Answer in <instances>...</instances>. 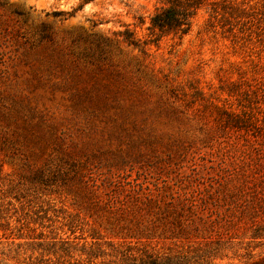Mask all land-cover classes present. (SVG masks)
<instances>
[{"label":"rangeland","instance_id":"rangeland-1","mask_svg":"<svg viewBox=\"0 0 264 264\" xmlns=\"http://www.w3.org/2000/svg\"><path fill=\"white\" fill-rule=\"evenodd\" d=\"M160 6L0 0V264H109L126 244L264 264V0H204L150 42ZM181 188L212 194L217 237L130 238L105 208Z\"/></svg>","mask_w":264,"mask_h":264},{"label":"trees","instance_id":"trees-1","mask_svg":"<svg viewBox=\"0 0 264 264\" xmlns=\"http://www.w3.org/2000/svg\"><path fill=\"white\" fill-rule=\"evenodd\" d=\"M158 1L162 6L152 14L148 26L151 34L158 33L149 39L150 42H156L163 34L181 38L190 30L192 19L204 0ZM126 34L125 40L129 44L139 46L138 39ZM230 120L232 126L239 127L238 117ZM215 204L210 192L181 188L164 190L155 195L151 192L144 195L129 193L122 199H109L105 208L113 219L127 222L121 229L130 238H170L184 244L197 239L210 241L217 237L214 220L210 218L213 213L211 206ZM216 248L207 245L190 249L188 246L186 250L180 248L162 253L146 246L126 244L113 247V259L109 264H208Z\"/></svg>","mask_w":264,"mask_h":264}]
</instances>
